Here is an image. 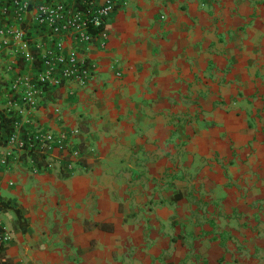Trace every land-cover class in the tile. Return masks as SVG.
<instances>
[{
	"label": "crops",
	"instance_id": "1",
	"mask_svg": "<svg viewBox=\"0 0 264 264\" xmlns=\"http://www.w3.org/2000/svg\"><path fill=\"white\" fill-rule=\"evenodd\" d=\"M123 1L96 77L30 112L80 128L77 170L0 169V262L264 264V0Z\"/></svg>",
	"mask_w": 264,
	"mask_h": 264
},
{
	"label": "built area",
	"instance_id": "2",
	"mask_svg": "<svg viewBox=\"0 0 264 264\" xmlns=\"http://www.w3.org/2000/svg\"><path fill=\"white\" fill-rule=\"evenodd\" d=\"M123 2L0 0L2 77L10 83L0 112L12 121V131L8 132L0 116L3 135L0 169H8L13 160L23 158L37 168L32 154L49 161L52 153L57 152L60 169L67 173L77 170L81 157L76 146L80 128L55 130L41 126L30 118V112L43 105L50 91L70 84L85 87L96 77V65L89 56L88 45L94 42L101 48L107 45L106 20ZM28 13L34 21V30L25 26ZM51 112L57 121L64 120V111L58 103ZM2 242H5L3 233Z\"/></svg>",
	"mask_w": 264,
	"mask_h": 264
},
{
	"label": "trees",
	"instance_id": "3",
	"mask_svg": "<svg viewBox=\"0 0 264 264\" xmlns=\"http://www.w3.org/2000/svg\"><path fill=\"white\" fill-rule=\"evenodd\" d=\"M0 116H2L3 117V119H4V122H5V124H6V126H7V130H8V132H11L12 131V128H11V119H6V117L0 112ZM2 133L0 132V144L2 143ZM32 156H35L34 154H32ZM13 206H12V204L10 203V201L9 200H6V199H4V198H1L0 197V211H2V210H4V209H6V208H12ZM2 232H3V229H2V227L0 226V235L2 234ZM6 248H7V243L6 242H2L1 244H0V257L1 256H3L4 254H5V250H6ZM8 261V259H7V257L2 261V262H0V264H4V262H7Z\"/></svg>",
	"mask_w": 264,
	"mask_h": 264
}]
</instances>
